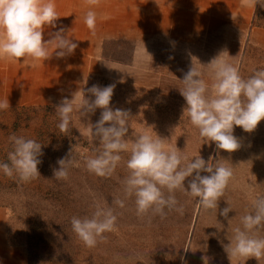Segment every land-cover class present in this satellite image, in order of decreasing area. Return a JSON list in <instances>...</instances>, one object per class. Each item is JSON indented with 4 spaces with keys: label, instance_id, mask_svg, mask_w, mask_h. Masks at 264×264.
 <instances>
[{
    "label": "rangeland",
    "instance_id": "1",
    "mask_svg": "<svg viewBox=\"0 0 264 264\" xmlns=\"http://www.w3.org/2000/svg\"><path fill=\"white\" fill-rule=\"evenodd\" d=\"M257 5L252 6L250 22L233 21L225 32H212L205 39L172 41L171 48H156L149 63L114 78L93 76L85 87L116 85L110 107L129 113L130 144L137 134L148 132L177 146L189 159L200 155L207 161L211 156L213 162L232 167L234 178L217 210H204L197 198L177 190L183 214L165 209L164 217L152 212L138 216L135 197H125L123 191L130 152L120 153L122 159L110 177H99L86 167L85 161L98 154L99 140L91 138L90 123L99 120L102 109L82 117L74 111L66 133L57 127L59 103L0 110V162L7 161L13 134L37 140L43 152L40 177L30 182L0 171V205L8 212L10 241L20 249L18 264H264V258L230 260L224 249L240 217L252 211L251 201L264 195V120L251 133L234 128L241 143L237 151L218 150L183 116L186 102L180 93L181 80L193 64L209 84L207 64L217 57L238 65L245 79L264 68V27L254 25ZM61 158L73 160L67 180L54 177ZM115 198L125 206L113 204ZM97 203L113 208L116 230L88 248L74 233L71 218H90ZM228 204L233 210L225 219L220 212ZM257 235L264 237V230Z\"/></svg>",
    "mask_w": 264,
    "mask_h": 264
},
{
    "label": "clouds",
    "instance_id": "2",
    "mask_svg": "<svg viewBox=\"0 0 264 264\" xmlns=\"http://www.w3.org/2000/svg\"><path fill=\"white\" fill-rule=\"evenodd\" d=\"M99 2L86 0L90 8L84 23L93 33L97 15L92 8ZM258 2L241 0V5L255 6ZM58 19L54 0H0V59L47 61L53 54L57 58L73 54L78 44L64 34L63 28L53 33L51 39H44L45 28H55ZM49 45L54 47L51 54ZM207 65L211 72L210 84L202 78L194 64L181 80L184 88L180 93L186 102L183 116L188 117L203 140L214 142L218 150L232 153L241 147L239 139L233 134L234 128L240 127L244 132L251 133L264 120V68L255 70L245 79L238 65L219 57ZM115 87V84L103 87L92 85L83 89L82 95L63 98L56 107L60 118L57 127L61 133L70 130L74 111L78 110L82 117L102 109L99 120L95 124L90 123V136L99 140V147L98 154L85 161L88 171L99 177H110L122 159L120 153L130 152L126 163L129 174L123 181V191L125 197H135L138 216L152 212L164 217L167 214L165 209L183 214V206H178L174 194L177 190L197 198L202 209L217 210L218 202L234 178L232 167L213 162L211 156L207 161L200 155L189 159L177 146L170 147L165 139L158 135L154 138L148 132L137 134L130 144L127 139L129 113L110 107ZM9 108L8 99L0 101V110ZM9 140L12 148L7 161L0 162V171L8 177H18L23 183L40 177L38 165L42 163V144L15 134ZM57 163L59 169H54V177L67 180L69 168L73 165L72 158H61ZM112 203L120 208L125 206L124 200L118 198ZM251 206L252 211L240 217L239 226L232 229L229 243L224 245L230 260L255 258L260 261L264 258V237L257 235L264 230V195L256 196ZM232 210L229 205L222 209L220 215L227 219ZM116 222L113 208L99 203L95 204L90 218H71L74 233L88 248L103 240L104 233L115 231Z\"/></svg>",
    "mask_w": 264,
    "mask_h": 264
},
{
    "label": "crops",
    "instance_id": "3",
    "mask_svg": "<svg viewBox=\"0 0 264 264\" xmlns=\"http://www.w3.org/2000/svg\"><path fill=\"white\" fill-rule=\"evenodd\" d=\"M54 2L59 19L55 28H45L44 39L63 28L78 47L47 61L0 59V101L8 99L10 106L72 99L82 95L93 76L125 75L149 63L158 47L205 39L252 17V6L243 7L241 0H100L92 8L97 15L93 33L84 23L90 8L86 0ZM19 257V247L10 241L7 209L0 205V264H18Z\"/></svg>",
    "mask_w": 264,
    "mask_h": 264
},
{
    "label": "trees",
    "instance_id": "4",
    "mask_svg": "<svg viewBox=\"0 0 264 264\" xmlns=\"http://www.w3.org/2000/svg\"><path fill=\"white\" fill-rule=\"evenodd\" d=\"M254 25L264 27V0L258 2Z\"/></svg>",
    "mask_w": 264,
    "mask_h": 264
}]
</instances>
